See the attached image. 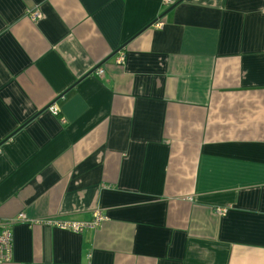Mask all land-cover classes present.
I'll use <instances>...</instances> for the list:
<instances>
[{
    "label": "crops",
    "instance_id": "obj_1",
    "mask_svg": "<svg viewBox=\"0 0 264 264\" xmlns=\"http://www.w3.org/2000/svg\"><path fill=\"white\" fill-rule=\"evenodd\" d=\"M20 212L1 264H264V0H0Z\"/></svg>",
    "mask_w": 264,
    "mask_h": 264
},
{
    "label": "built area",
    "instance_id": "obj_2",
    "mask_svg": "<svg viewBox=\"0 0 264 264\" xmlns=\"http://www.w3.org/2000/svg\"><path fill=\"white\" fill-rule=\"evenodd\" d=\"M170 1L171 0H164V3H170ZM29 15L34 21L39 19L41 16L39 10L36 9L32 10ZM154 26L161 27L162 23L157 21L154 23ZM115 61L117 64H123L125 62L124 52L119 51ZM95 71L96 75L98 76L102 75L103 73V69L101 67H97ZM49 109L52 113L56 114L57 108L55 105H50ZM227 209V207H218L215 208V212L221 215L224 214ZM102 219L103 216L98 211H94L92 213V218L88 221H55L52 223L62 229H69L74 232H83L87 229L96 228ZM18 221L30 220H28L23 212H20L17 216L6 222H2V220L0 219V264L4 261L10 260L12 254V233L10 228L6 227V224H13Z\"/></svg>",
    "mask_w": 264,
    "mask_h": 264
}]
</instances>
